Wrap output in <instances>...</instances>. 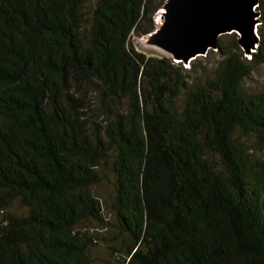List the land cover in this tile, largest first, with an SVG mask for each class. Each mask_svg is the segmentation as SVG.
Returning <instances> with one entry per match:
<instances>
[{
    "label": "trees",
    "instance_id": "trees-1",
    "mask_svg": "<svg viewBox=\"0 0 264 264\" xmlns=\"http://www.w3.org/2000/svg\"><path fill=\"white\" fill-rule=\"evenodd\" d=\"M165 1L0 0V264H264V33L192 81Z\"/></svg>",
    "mask_w": 264,
    "mask_h": 264
},
{
    "label": "water",
    "instance_id": "water-1",
    "mask_svg": "<svg viewBox=\"0 0 264 264\" xmlns=\"http://www.w3.org/2000/svg\"><path fill=\"white\" fill-rule=\"evenodd\" d=\"M261 0H166L160 25L146 36L162 53L185 65L210 49L218 50L220 37L237 33L245 54L258 50Z\"/></svg>",
    "mask_w": 264,
    "mask_h": 264
},
{
    "label": "rangeland",
    "instance_id": "rangeland-1",
    "mask_svg": "<svg viewBox=\"0 0 264 264\" xmlns=\"http://www.w3.org/2000/svg\"><path fill=\"white\" fill-rule=\"evenodd\" d=\"M162 19H163L162 14L159 13V15L156 18L157 26L161 24ZM258 29H259V33L260 30L264 33V23L262 18H261V23L258 26ZM131 42L136 46V48H138L141 51H146L147 53H152L155 55L162 53L161 51L158 50L157 47L150 44L149 36L144 35L140 37L138 35H133L131 37ZM221 58L222 55L219 53L218 50L210 49L207 54L198 56L197 58L192 60L191 63L184 65L186 67H189L190 69L191 80L196 81L202 78V76L205 74L204 72L205 70L206 72L211 74L215 70L218 61ZM262 81H264V65H257L255 67V70L251 78L246 81V85L250 89L258 88V86L260 85V83H262ZM98 188L102 193L104 192L107 193L108 189H110V183L105 182L102 185L98 186ZM95 255L97 257V261H96L97 264H102L101 259L108 257L107 249L104 246L97 247L95 249Z\"/></svg>",
    "mask_w": 264,
    "mask_h": 264
}]
</instances>
